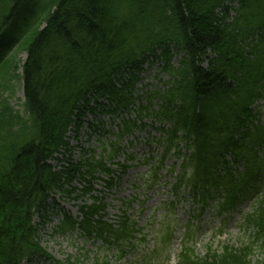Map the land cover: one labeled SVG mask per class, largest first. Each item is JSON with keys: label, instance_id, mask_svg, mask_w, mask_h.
<instances>
[{"label": "trees", "instance_id": "trees-1", "mask_svg": "<svg viewBox=\"0 0 264 264\" xmlns=\"http://www.w3.org/2000/svg\"><path fill=\"white\" fill-rule=\"evenodd\" d=\"M151 59L169 78L162 91L148 92L145 108L146 116L169 124L160 166L171 151L180 156L179 142L191 149L176 175V194L198 206L199 215L210 206L226 218L240 215L246 204L251 208L241 225L248 245L220 244L198 257L186 247L187 225L176 264H252L258 241L263 257L254 264H264V116L258 108L264 101V0H0V264L48 256L39 232L49 223L52 194L70 198L77 181L81 196L90 195L96 174L108 176L106 189L115 185V171L105 162L119 153L117 144L109 145L110 153L102 145L95 159L70 147L67 135L73 129L77 138L92 102L113 114L139 100L132 96L136 74ZM17 81L22 112L10 105ZM129 130L125 126L117 139ZM76 148L81 156L73 160ZM105 208L93 198L78 207L77 218L63 212L52 235L80 232L118 248L135 242L136 225L123 216L115 229L103 221Z\"/></svg>", "mask_w": 264, "mask_h": 264}, {"label": "rangeland", "instance_id": "rangeland-1", "mask_svg": "<svg viewBox=\"0 0 264 264\" xmlns=\"http://www.w3.org/2000/svg\"><path fill=\"white\" fill-rule=\"evenodd\" d=\"M19 59L23 61L25 55H19ZM15 90V97L10 100V105L15 111L22 112L21 81L16 82ZM258 108L264 116V101L258 103ZM170 163L168 160L165 166L168 167ZM154 167L155 163H151L147 168L148 174L143 178L141 173L144 168L132 169L128 172V177L121 183L116 182L112 189H106L104 182L98 181L94 187L96 192L85 197L75 194L67 198L62 194H52L47 212L49 223L39 232L41 247L45 253L60 264H144L149 258L151 264H176L179 252L187 239V225L190 227L191 239L186 243V247L193 249L198 257L205 255L208 249L218 250L220 244L232 245L234 248L248 245L247 234L241 227L242 215L251 210L247 204L241 207L240 215L234 212L227 218L216 217L212 206L199 215L198 206L173 191L174 180L166 174V167L165 173L160 171L159 179L154 180ZM76 196L79 199L72 200ZM93 198L103 201L106 206L103 221L115 229L123 216L128 217L129 222L134 223L135 229L138 230L137 240L131 243H117L122 244V248H118L116 244L105 245L100 239L86 238L80 232L62 237L52 235V230L62 219L58 211H66L72 218H77V207L83 204L91 205ZM39 221L38 216H35L34 224ZM219 229H222V232L218 233ZM168 233L171 235L170 241L163 246L162 239ZM142 238L144 241L140 240ZM112 241L110 239V242ZM261 243L258 241L252 248V264L263 257L258 249ZM121 249L124 254L119 257ZM68 259L69 263L66 262ZM37 264L54 263L52 260L39 258Z\"/></svg>", "mask_w": 264, "mask_h": 264}, {"label": "built area", "instance_id": "built-area-1", "mask_svg": "<svg viewBox=\"0 0 264 264\" xmlns=\"http://www.w3.org/2000/svg\"><path fill=\"white\" fill-rule=\"evenodd\" d=\"M147 67V63L144 65V69ZM148 75H145V74H141V78H143V80L141 82H139L137 84L140 85V84H146L150 81V79L148 78V80H146V77ZM133 117V115H132ZM110 117H107V118H102L100 116H95V117H90V123L91 125L93 126H97L99 125L100 121H106V122H109L108 119ZM119 121V120H118ZM84 127L81 129V132L79 133L78 137L76 138L75 137V134H74V130L71 129L70 132L68 133V137H70L69 139V144H70V147H81L83 149H87V148H95L96 146H98V141L100 140V138L94 134L91 130H90V126L88 127V124L87 123H84L83 125ZM107 130L110 129V128H106ZM149 130V129H148ZM92 134V135H91ZM145 134V133H143ZM91 135L90 138H88V136ZM151 136L154 137V136H157V134H155V132H151ZM143 144L145 143V141L142 142ZM141 146V145H140ZM146 147H142L141 151H140V157H142V155L144 154V150L147 149L148 145H144ZM80 150L79 148H76L75 150V154H79ZM144 157V156H143ZM142 157V158H143Z\"/></svg>", "mask_w": 264, "mask_h": 264}]
</instances>
